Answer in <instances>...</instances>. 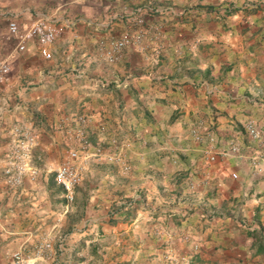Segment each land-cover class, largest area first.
<instances>
[{
  "label": "crops",
  "instance_id": "obj_1",
  "mask_svg": "<svg viewBox=\"0 0 264 264\" xmlns=\"http://www.w3.org/2000/svg\"><path fill=\"white\" fill-rule=\"evenodd\" d=\"M147 1L185 13L145 15L158 36L109 62L100 42ZM39 20L63 30L16 50ZM3 60L0 264L17 250L33 264H264V0H0ZM18 127L36 134L37 173L11 187ZM71 151L67 203L54 171Z\"/></svg>",
  "mask_w": 264,
  "mask_h": 264
},
{
  "label": "built area",
  "instance_id": "obj_2",
  "mask_svg": "<svg viewBox=\"0 0 264 264\" xmlns=\"http://www.w3.org/2000/svg\"><path fill=\"white\" fill-rule=\"evenodd\" d=\"M158 13L180 17L185 13V9L177 10L170 4L155 3L153 1L140 4L129 18L131 29L119 36H110L106 41L100 42V49L104 57L109 62H115L121 51L126 47L146 49L149 44L148 40L155 39L159 31L158 28L145 24V15ZM7 29L10 35H18V25L15 21H8ZM62 30L63 26L54 21H36L23 35L18 37L16 50L23 51L25 40L32 36H36L41 43H51L60 35ZM9 70L7 60L0 61V82L5 79ZM115 84L120 86L121 81L118 80ZM246 130L253 139L262 142V135L253 122L249 121L246 124ZM80 136L81 141L84 142L85 140L81 134ZM36 144V134L31 129L22 127L15 129V137L9 144V150L3 159L2 167L3 179L8 186L18 187L26 174L35 175L37 173L32 163V152ZM232 149L238 150L236 146ZM69 156V159L62 162L54 171L55 181L62 188L67 203L73 201L75 187L81 181L82 172V167L74 162L77 152L71 151ZM48 246V244L40 245L36 250V255H42L44 249ZM11 262L12 264H33L32 260L19 250L11 253Z\"/></svg>",
  "mask_w": 264,
  "mask_h": 264
},
{
  "label": "rangeland",
  "instance_id": "obj_3",
  "mask_svg": "<svg viewBox=\"0 0 264 264\" xmlns=\"http://www.w3.org/2000/svg\"><path fill=\"white\" fill-rule=\"evenodd\" d=\"M186 6H184V7H181L180 9H182V8H185Z\"/></svg>",
  "mask_w": 264,
  "mask_h": 264
}]
</instances>
